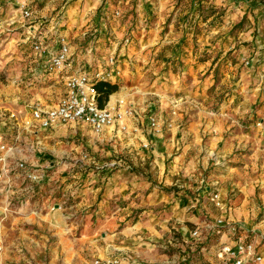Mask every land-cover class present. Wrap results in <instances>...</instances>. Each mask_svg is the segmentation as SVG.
Returning <instances> with one entry per match:
<instances>
[{
	"label": "crops",
	"instance_id": "crops-1",
	"mask_svg": "<svg viewBox=\"0 0 264 264\" xmlns=\"http://www.w3.org/2000/svg\"><path fill=\"white\" fill-rule=\"evenodd\" d=\"M59 1L28 0L25 20L20 0H0V33L12 27L13 51L0 54L10 61L2 138L16 159L50 168L36 193L15 183L0 194V264H179L194 230L216 249L218 219L225 230L240 225L236 238L264 255V0H203L200 10L199 0H66L48 18ZM118 10L132 21L116 24ZM57 35L72 51L61 76L32 51L37 39L55 51ZM108 57L121 70L109 100L132 111L124 130H28L33 110L63 98L67 75L101 69Z\"/></svg>",
	"mask_w": 264,
	"mask_h": 264
},
{
	"label": "built area",
	"instance_id": "built-area-1",
	"mask_svg": "<svg viewBox=\"0 0 264 264\" xmlns=\"http://www.w3.org/2000/svg\"><path fill=\"white\" fill-rule=\"evenodd\" d=\"M27 1L20 0V10L25 20L31 18ZM129 43L130 39L125 38L123 45L127 46ZM32 51L34 54L48 57L49 61L46 67L48 74L61 76L70 68L72 51L69 41L63 35H57V49L55 51L48 50L43 42L38 39L33 43ZM120 75L121 70L118 68L114 57L106 58L101 69L70 73L65 79V93L58 105L47 110L39 108L33 110L31 120L26 123L28 130L30 132L57 130L72 123L87 125L96 136L101 135L106 128L116 127L124 130L125 126L121 124L127 116L132 114L131 109H122L121 103L110 100L104 107H99V94L96 90L98 83L116 84V79ZM261 81L264 83V76L261 77ZM0 111L5 112V110ZM2 115L6 116L8 120H15V115L12 113ZM149 122L151 128L155 130L156 119L151 117ZM2 133L0 129V194H4L5 188H12L15 183L24 186L23 193L26 196L36 193L37 189L40 190L43 184L48 182L50 168L48 166L37 167L27 160L16 159L17 146L4 141ZM217 199L218 194H213L211 200L217 202ZM28 202V200L25 201V203ZM4 203L6 210L10 211L13 207V200L9 198ZM16 212L19 213L20 209L17 208ZM5 219V217L0 219V252L2 251L1 235ZM240 230V225L229 226L225 230L222 219H218L213 224L211 235L217 245L214 250L216 260L220 264H264V255L257 252V246L253 241L242 236L236 238ZM225 234L231 236L232 241L221 243ZM190 237L192 244L188 248L189 251L180 255L179 264L189 260L190 252L194 248H198L199 251L205 250L204 242L201 240L198 230L192 231ZM103 264H118V261L112 259L104 261Z\"/></svg>",
	"mask_w": 264,
	"mask_h": 264
},
{
	"label": "rangeland",
	"instance_id": "rangeland-1",
	"mask_svg": "<svg viewBox=\"0 0 264 264\" xmlns=\"http://www.w3.org/2000/svg\"><path fill=\"white\" fill-rule=\"evenodd\" d=\"M65 1L66 0H61L58 2L57 6H56V10L55 11H52L48 14V18H51L54 16L55 12L57 11L58 8H60L61 6H64L65 4ZM181 1H184V0H181ZM203 0H200V2H196V4H198L199 7H197L196 9L200 10V7L202 6ZM205 1V0H204ZM37 9L36 10H40L41 9V6H37L36 7ZM62 8V7H61ZM117 10V9H116ZM5 14V11H3L2 13V16ZM130 14V11H125L123 10V12H121L120 10H118V13L114 14L115 15V23L116 24H122L124 23L125 21H127L128 19L130 21H132V19H130L128 16ZM112 20V19H111ZM119 22V23H118ZM245 23V22H244ZM244 25V24H243ZM242 26H239L237 27L238 28H242ZM12 27H10L9 30H5V28H1V31H2V34L0 33V54H6V52H8L10 54V52L12 53L13 51L11 49H8L10 47V39L12 36L11 33H12ZM236 29H233L232 32H235ZM94 31V30H92ZM91 31H88L87 32V36H85V38L91 36ZM112 37V36H111ZM126 38V37H125ZM127 38H129L127 36ZM130 39V38H129ZM131 41V40H130ZM124 42V40L122 41ZM10 64V61L4 57H0V65L2 66V68H0V81L2 84H6V80L7 79V66ZM128 64L131 66L133 64V61L132 60H128ZM118 65V64H117ZM120 78V77H119ZM119 78L116 79V83H118L119 81ZM217 84V82L215 83ZM204 247H205V250L204 251H199L198 248H194L192 252H190V256L191 258L189 260L195 262L194 264H220L215 256H214V250H213V247H211L212 243L211 242H205L203 243ZM186 251H189V249H187ZM185 251V252H186ZM194 255V256H193ZM185 262H182L180 264H183Z\"/></svg>",
	"mask_w": 264,
	"mask_h": 264
},
{
	"label": "trees",
	"instance_id": "trees-1",
	"mask_svg": "<svg viewBox=\"0 0 264 264\" xmlns=\"http://www.w3.org/2000/svg\"><path fill=\"white\" fill-rule=\"evenodd\" d=\"M200 2V0H199ZM244 21V20H243ZM241 22L239 24V26H242L244 24V22ZM237 25V27H239ZM119 89V85L118 84H110V83H98L96 85V90L99 94V98H98V104L99 107H104V105L107 103V101L109 100V97L114 94L115 92H117ZM205 243V242H204ZM194 256V255H193ZM191 258V256H190ZM189 258V259H190ZM195 262L188 260L187 262L183 263V264H194Z\"/></svg>",
	"mask_w": 264,
	"mask_h": 264
}]
</instances>
